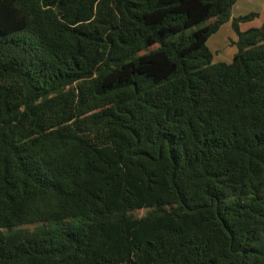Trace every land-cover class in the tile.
<instances>
[{"label": "trees", "instance_id": "trees-1", "mask_svg": "<svg viewBox=\"0 0 264 264\" xmlns=\"http://www.w3.org/2000/svg\"><path fill=\"white\" fill-rule=\"evenodd\" d=\"M238 1L0 0V264H264V23Z\"/></svg>", "mask_w": 264, "mask_h": 264}, {"label": "rangeland", "instance_id": "rangeland-1", "mask_svg": "<svg viewBox=\"0 0 264 264\" xmlns=\"http://www.w3.org/2000/svg\"><path fill=\"white\" fill-rule=\"evenodd\" d=\"M253 3L254 2L252 0H249L248 2L242 0L240 6L239 4H237L236 8L234 9V14L239 12L241 16H244L253 12L252 11V9L254 8ZM239 7L241 10L237 11ZM262 22H264V8L260 10L258 17L255 18L252 22L240 24L239 30L243 32L250 27L254 28L260 26ZM236 40H237V36L231 29L230 25L223 26L217 34L213 35L208 41L207 46L214 54V61L229 62L231 60V53L233 54L234 52L236 53V46L234 45ZM144 213L145 212H138L135 213V216L140 217Z\"/></svg>", "mask_w": 264, "mask_h": 264}, {"label": "crops", "instance_id": "crops-1", "mask_svg": "<svg viewBox=\"0 0 264 264\" xmlns=\"http://www.w3.org/2000/svg\"><path fill=\"white\" fill-rule=\"evenodd\" d=\"M242 1V0H241ZM241 1H238L237 3H236V5L234 6V8H233V10H232V17H239V16H241L240 14H239V12H237V11H239V10H241L240 9V7H239V9H237V11H235V12H237V13H235L234 14V9L236 8V6H237V4H239V6H240V4H241ZM243 1H249V0H243ZM254 3H253V9H252V11L254 12V13H256L257 14V17H258V14H259V12H260V10L262 9V8H264V0H260V1H258V0H252ZM256 17V18H257ZM252 22V21H251ZM247 23H249V22H247ZM262 23H264V22H262ZM261 23V24H262ZM261 24H260V26H261ZM226 26H228V25H230L231 26V24H230V22H228L227 24H225ZM225 25H223V26H225ZM222 26V27H223ZM260 26H257V27H260ZM221 27V28H222ZM257 27H254V28H257ZM220 28V29H221ZM251 28V27H250ZM250 28H248V29H250ZM232 29V28H231ZM247 29V30H248ZM220 31V30H219ZM218 31V32H219ZM246 31V30H245ZM217 32V33H218ZM244 32V31H243ZM216 33V34H217ZM213 53V52H212ZM234 54H235V52H234ZM233 53H231V60H232V58H233V55H234ZM214 55V54H213ZM231 60L229 61V62H231ZM224 62H226V61H224ZM229 62H226V63H229Z\"/></svg>", "mask_w": 264, "mask_h": 264}]
</instances>
